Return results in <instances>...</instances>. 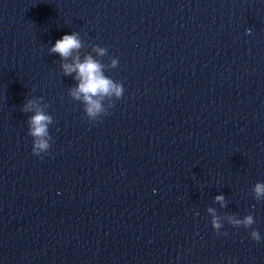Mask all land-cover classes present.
I'll return each mask as SVG.
<instances>
[{"label": "water", "instance_id": "1", "mask_svg": "<svg viewBox=\"0 0 264 264\" xmlns=\"http://www.w3.org/2000/svg\"><path fill=\"white\" fill-rule=\"evenodd\" d=\"M72 32L119 58L105 74L125 93L100 122L49 55ZM33 97L55 121L43 158ZM257 182L264 0H0V264H264ZM208 207L256 222L218 235Z\"/></svg>", "mask_w": 264, "mask_h": 264}, {"label": "clouds", "instance_id": "2", "mask_svg": "<svg viewBox=\"0 0 264 264\" xmlns=\"http://www.w3.org/2000/svg\"><path fill=\"white\" fill-rule=\"evenodd\" d=\"M86 44L82 41L78 32L63 35L49 48V55L58 54L61 61V69L64 76H73L76 86L69 89L70 97L83 105L85 116L89 122H100L101 119L110 115L109 109L115 107V100L122 99L125 88L122 82L115 81L105 73L115 69L119 65V58H110V63L105 64L102 59L108 55V49L99 45H93L91 53L82 52ZM43 97L27 99L21 107L24 113H33L28 117V135L33 138L32 152L35 156L43 158L49 153L53 137L50 135L49 126L55 123L52 115L48 114L49 104L44 103ZM252 192L254 199L259 203L264 201V182L255 183ZM215 203L221 208L228 206L224 195H217ZM207 212L211 215L212 227L217 234L223 227V222L235 228H252L255 224L253 214L238 218L236 214L221 216L215 207H208ZM227 235V233H223ZM250 237L260 243L262 236L257 229H252Z\"/></svg>", "mask_w": 264, "mask_h": 264}]
</instances>
